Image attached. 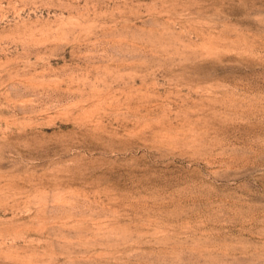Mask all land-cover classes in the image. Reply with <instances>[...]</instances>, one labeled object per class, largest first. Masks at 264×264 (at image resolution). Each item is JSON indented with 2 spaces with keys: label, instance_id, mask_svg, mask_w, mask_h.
<instances>
[{
  "label": "rangeland",
  "instance_id": "374dc122",
  "mask_svg": "<svg viewBox=\"0 0 264 264\" xmlns=\"http://www.w3.org/2000/svg\"><path fill=\"white\" fill-rule=\"evenodd\" d=\"M0 264H264V0H0Z\"/></svg>",
  "mask_w": 264,
  "mask_h": 264
}]
</instances>
